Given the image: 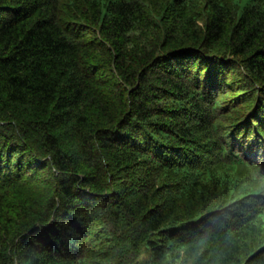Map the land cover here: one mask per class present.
I'll return each instance as SVG.
<instances>
[{"label":"trees","instance_id":"trees-1","mask_svg":"<svg viewBox=\"0 0 264 264\" xmlns=\"http://www.w3.org/2000/svg\"><path fill=\"white\" fill-rule=\"evenodd\" d=\"M0 264H264V0H0Z\"/></svg>","mask_w":264,"mask_h":264}]
</instances>
